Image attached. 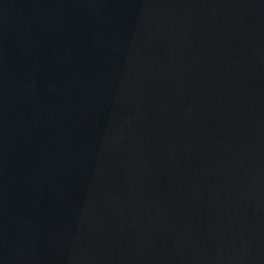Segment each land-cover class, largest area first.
Segmentation results:
<instances>
[{
	"label": "water",
	"instance_id": "1",
	"mask_svg": "<svg viewBox=\"0 0 264 264\" xmlns=\"http://www.w3.org/2000/svg\"><path fill=\"white\" fill-rule=\"evenodd\" d=\"M0 264H264V0H0Z\"/></svg>",
	"mask_w": 264,
	"mask_h": 264
}]
</instances>
